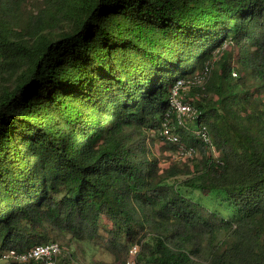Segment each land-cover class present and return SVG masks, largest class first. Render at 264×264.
I'll return each mask as SVG.
<instances>
[{"label": "trees", "instance_id": "trees-1", "mask_svg": "<svg viewBox=\"0 0 264 264\" xmlns=\"http://www.w3.org/2000/svg\"><path fill=\"white\" fill-rule=\"evenodd\" d=\"M22 2L0 0V252L69 236L121 264L133 245L137 264H264V0H41L24 22ZM228 41L240 76L229 45L191 98L217 158L181 130L201 160L161 170L134 137Z\"/></svg>", "mask_w": 264, "mask_h": 264}, {"label": "built area", "instance_id": "built-area-1", "mask_svg": "<svg viewBox=\"0 0 264 264\" xmlns=\"http://www.w3.org/2000/svg\"><path fill=\"white\" fill-rule=\"evenodd\" d=\"M232 44L231 41L226 42L220 49L213 52L211 59L206 62L200 72L177 80L170 89L168 103L171 111L166 114L161 123L158 129V136L165 144L175 148L176 163L187 162L196 154L194 147L186 146L182 142L179 134L181 130L198 139L209 151L210 156H213L212 153H216L206 126L197 123L200 117V111L192 103L189 93L192 90L202 89L204 87L210 78L220 53L228 49V46ZM233 76H235V73H233ZM189 124H196L198 127L197 130L191 131V125ZM139 249L138 245L131 246L128 250V258L124 264H137ZM62 255L63 251L60 245L51 242L45 245L35 246L21 253L15 250L0 252V262L5 264H58Z\"/></svg>", "mask_w": 264, "mask_h": 264}, {"label": "rangeland", "instance_id": "rangeland-1", "mask_svg": "<svg viewBox=\"0 0 264 264\" xmlns=\"http://www.w3.org/2000/svg\"><path fill=\"white\" fill-rule=\"evenodd\" d=\"M41 0H24L22 2L20 8H19V15L21 20L27 21V18L30 16V13L35 11L37 9V5L39 4ZM244 48V44L235 45L234 43L231 45V48L228 50V54L225 55L226 59L229 60L232 65H235L236 69L233 73H235L236 77L233 76L232 78H237L240 76L239 70H238V64L237 61L241 55V51ZM238 70V71H237ZM246 80V78L244 79ZM197 89L192 90L189 93V97L192 98V96H196L199 98L198 92H196ZM202 90V89H199ZM253 89H251L252 91ZM191 125V131L197 130L196 124H189ZM144 137L142 136H136L134 139L136 141H140L142 138L143 146L146 154V158L148 160H156L158 162V166L161 170H165L170 165L173 164H182L176 163V152L175 150L170 148V145L165 144L158 136V132L156 131H147L144 134ZM210 155L209 152H206V156ZM212 158H216L217 154L214 152L212 153ZM201 151L200 149H196L195 159L192 161V165L194 161H200L201 160ZM184 177H178L177 181H181ZM180 191L189 196L195 203L207 208L210 211L217 212L220 214L221 217L227 219L231 218L235 215V213L231 210V208L227 207L226 201L217 195V192L212 193L208 197H204L200 194L199 191H188L180 189ZM105 220H101V226L102 228L107 226L105 224ZM101 235L105 236V233H101ZM57 244L60 245L63 251V258H67L71 262L75 264H121L114 261V258L102 247L101 244L99 246H95L92 244L84 243V242H77L70 239L69 236H59L54 241ZM139 248V246H138ZM128 258V253L126 256V259ZM124 258L122 264L126 261ZM0 264H5L3 262H0Z\"/></svg>", "mask_w": 264, "mask_h": 264}, {"label": "clouds", "instance_id": "clouds-1", "mask_svg": "<svg viewBox=\"0 0 264 264\" xmlns=\"http://www.w3.org/2000/svg\"><path fill=\"white\" fill-rule=\"evenodd\" d=\"M233 74V73H232Z\"/></svg>", "mask_w": 264, "mask_h": 264}]
</instances>
